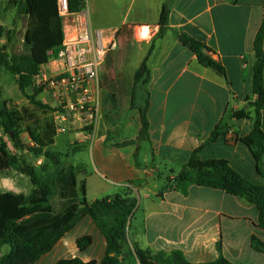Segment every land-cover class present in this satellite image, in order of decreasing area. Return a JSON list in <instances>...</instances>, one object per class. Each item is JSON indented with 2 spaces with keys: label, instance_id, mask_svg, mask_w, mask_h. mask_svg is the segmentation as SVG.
Returning <instances> with one entry per match:
<instances>
[{
  "label": "crops",
  "instance_id": "1",
  "mask_svg": "<svg viewBox=\"0 0 264 264\" xmlns=\"http://www.w3.org/2000/svg\"><path fill=\"white\" fill-rule=\"evenodd\" d=\"M84 3L94 28L114 32L115 47L106 53L90 84L97 98L96 121L86 129L75 121L64 133L57 129L50 149L60 147L54 152L77 169L76 181L84 182L87 202L115 195L136 200L127 223L129 249L122 253L123 263L139 264L130 253L136 245L152 254L179 252L193 264L220 256L234 264H264V255L251 247L252 236L264 242L253 204L195 184L185 192L173 186L164 190L166 179H173L202 146L201 160H224L243 179L264 187L260 164L239 140L253 127V41L263 20L264 0H92V10L89 0ZM164 4L168 20L159 37ZM182 34L204 44L224 74L201 65L180 42ZM145 59L149 80L136 87L135 73ZM42 70L49 72V65ZM37 99L58 109L49 104L55 98L44 89ZM140 108H146V137L140 136ZM240 111L243 114L235 117ZM220 121L228 127L225 137L205 144ZM260 124L264 133V109ZM215 149L226 153H214ZM14 175L10 179L15 186L29 193V179ZM82 237H89L91 245L79 250L76 241ZM105 249L102 234L83 217L33 264L73 258L98 263Z\"/></svg>",
  "mask_w": 264,
  "mask_h": 264
},
{
  "label": "trees",
  "instance_id": "2",
  "mask_svg": "<svg viewBox=\"0 0 264 264\" xmlns=\"http://www.w3.org/2000/svg\"><path fill=\"white\" fill-rule=\"evenodd\" d=\"M5 10L15 8L20 15L27 17L24 34L26 53L8 56L5 46L0 44V69H3L14 80L20 94L28 101L31 110L18 109L10 100L0 99V128L8 135L15 151L9 153L6 145L0 144V175L16 167L19 174L27 177L32 185L29 193L0 191V253L3 248L8 251L0 255V264H33L48 253L57 241L69 231L81 218L88 217L102 234L105 243V255L100 262L84 263L78 258L59 261L57 264H124L122 253L128 246L127 223L135 209L136 200L121 196H109L94 202L85 199V184H77V169L63 160L64 155L54 152L50 147L54 143L57 126L52 109L37 99L43 86H36L35 79L42 67L55 57L61 48L63 31L62 19L58 15L57 0H4ZM70 12L81 10L84 0H67ZM169 8L164 4L158 19V34L161 36L167 25ZM140 32V31H139ZM3 28L0 26V38ZM180 42L197 56L201 65L210 68L219 75L224 74L220 63L213 60L207 47L188 37L180 35ZM264 15L254 41V63L252 67V93L256 96L250 103L253 127L248 136L240 140L248 147L258 164L260 175L264 176V133L261 130L260 112L264 109ZM149 80V69L146 59L135 73V86H145ZM32 90L28 94L26 91ZM133 105V104H132ZM34 111V112H33ZM37 112V113H36ZM141 130L140 136L146 137L148 121L146 108L139 109ZM242 111L234 116L239 118ZM228 127L220 121L213 129L208 141L211 144L220 137H225ZM12 133V135H11ZM27 134L31 145L24 144L21 134ZM204 144V145H205ZM203 147V146H202ZM193 151L173 179H166L164 190L170 186L185 192L195 184L209 189L222 190L225 193L245 199L258 210V227L264 230V187L257 186L243 179L224 160H201V148ZM25 154L34 158L42 157V165L36 167L25 159ZM260 167V169H259ZM79 250L91 245L89 237L76 241ZM251 247L264 255V242L251 237ZM139 264H193L181 253L168 255L152 254L131 246ZM203 264H234L224 257Z\"/></svg>",
  "mask_w": 264,
  "mask_h": 264
},
{
  "label": "built area",
  "instance_id": "3",
  "mask_svg": "<svg viewBox=\"0 0 264 264\" xmlns=\"http://www.w3.org/2000/svg\"><path fill=\"white\" fill-rule=\"evenodd\" d=\"M57 11L62 19L61 48L47 64L50 71L41 70L35 83L45 86L64 104L66 115L79 109L85 114L84 120L94 123L98 117L97 98L90 84L97 79L106 53L115 47V34L94 28L86 5L70 12L67 0H57Z\"/></svg>",
  "mask_w": 264,
  "mask_h": 264
},
{
  "label": "rangeland",
  "instance_id": "4",
  "mask_svg": "<svg viewBox=\"0 0 264 264\" xmlns=\"http://www.w3.org/2000/svg\"><path fill=\"white\" fill-rule=\"evenodd\" d=\"M101 2H108L111 0H99ZM89 4L91 6L92 10V0H89ZM5 6L4 0H0V18H1V27L3 28V34L0 38V44L5 46V52L8 56L11 55H19L26 53V49L24 47V34L27 26V17L25 15H20L16 12L15 8H8V10H4L2 12V7ZM39 83L36 82V86H38ZM44 90L48 91L50 94L51 92L46 89L45 86H43ZM29 93H32V90H28ZM41 97V96H40ZM39 97V98H40ZM0 99H6L10 100V104L12 106L17 107L18 109H27L31 110V106L29 105L28 101L20 94L17 87L15 86L13 78L6 73L3 69H0ZM45 101V100H44ZM50 105H56L58 107L59 112L57 114H53L55 117V122L57 124V128L60 130V133H64L63 129L67 124L72 125L74 127L73 122L76 123H82L83 129L90 127V122L87 120H84L85 114L84 112L80 111L79 109H74L71 111L70 117L66 115L68 112L67 108L64 107V104H60V102L55 99L48 101ZM55 106V107H56ZM34 112V111H33ZM37 113V112H36ZM58 116H60L58 118ZM57 117V118H56ZM64 117V119H62ZM89 125V126H88ZM79 129V128H77ZM82 129V128H80ZM21 139L24 144H29V139L27 134H21ZM0 144H4L7 147V150L9 153H14L9 137L7 134L3 132V130L0 128ZM54 151H60L61 148L56 146L53 148ZM214 153H226V149L219 150L215 149L213 150ZM25 159L32 165L39 167L41 164H38L37 161L39 158H34L31 154H25ZM44 161V159L42 160ZM178 170V169H177ZM18 174L16 167L6 171V174L0 175V178H14L15 175ZM8 251V248H3L2 252L3 254Z\"/></svg>",
  "mask_w": 264,
  "mask_h": 264
},
{
  "label": "clouds",
  "instance_id": "5",
  "mask_svg": "<svg viewBox=\"0 0 264 264\" xmlns=\"http://www.w3.org/2000/svg\"><path fill=\"white\" fill-rule=\"evenodd\" d=\"M38 164L43 163V161H37ZM0 187L4 189V191L12 192L14 195H19L21 193V189L15 186V183L10 178H4L0 180Z\"/></svg>",
  "mask_w": 264,
  "mask_h": 264
},
{
  "label": "water",
  "instance_id": "6",
  "mask_svg": "<svg viewBox=\"0 0 264 264\" xmlns=\"http://www.w3.org/2000/svg\"><path fill=\"white\" fill-rule=\"evenodd\" d=\"M203 52H204V53H207L208 51H207V50H203ZM11 135H12V133H11Z\"/></svg>",
  "mask_w": 264,
  "mask_h": 264
}]
</instances>
